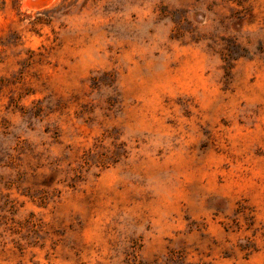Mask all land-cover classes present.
I'll return each instance as SVG.
<instances>
[{
  "label": "rangeland",
  "instance_id": "1",
  "mask_svg": "<svg viewBox=\"0 0 264 264\" xmlns=\"http://www.w3.org/2000/svg\"><path fill=\"white\" fill-rule=\"evenodd\" d=\"M0 0V264H264V0Z\"/></svg>",
  "mask_w": 264,
  "mask_h": 264
},
{
  "label": "trees",
  "instance_id": "2",
  "mask_svg": "<svg viewBox=\"0 0 264 264\" xmlns=\"http://www.w3.org/2000/svg\"><path fill=\"white\" fill-rule=\"evenodd\" d=\"M129 264V263H128ZM132 264H143L141 262H137L136 260ZM157 264V263H155ZM163 264H184L180 255L176 254L175 252L170 253L169 257Z\"/></svg>",
  "mask_w": 264,
  "mask_h": 264
},
{
  "label": "bare ground",
  "instance_id": "3",
  "mask_svg": "<svg viewBox=\"0 0 264 264\" xmlns=\"http://www.w3.org/2000/svg\"><path fill=\"white\" fill-rule=\"evenodd\" d=\"M53 0H39V4H38V7H34V9L35 8H39V7H42V6H46V5H48V4H50L51 2H52ZM29 3H30V1L29 0H26L25 1V6L27 7H29L30 8V6H29Z\"/></svg>",
  "mask_w": 264,
  "mask_h": 264
},
{
  "label": "water",
  "instance_id": "4",
  "mask_svg": "<svg viewBox=\"0 0 264 264\" xmlns=\"http://www.w3.org/2000/svg\"><path fill=\"white\" fill-rule=\"evenodd\" d=\"M29 1H30L29 3L30 8L38 7L39 0H29Z\"/></svg>",
  "mask_w": 264,
  "mask_h": 264
}]
</instances>
